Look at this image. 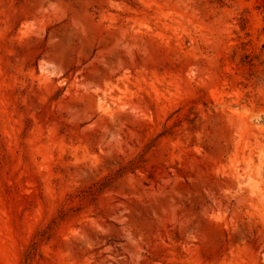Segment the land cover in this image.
<instances>
[{
	"label": "rangeland",
	"instance_id": "1",
	"mask_svg": "<svg viewBox=\"0 0 264 264\" xmlns=\"http://www.w3.org/2000/svg\"><path fill=\"white\" fill-rule=\"evenodd\" d=\"M0 264H264V0H0Z\"/></svg>",
	"mask_w": 264,
	"mask_h": 264
}]
</instances>
